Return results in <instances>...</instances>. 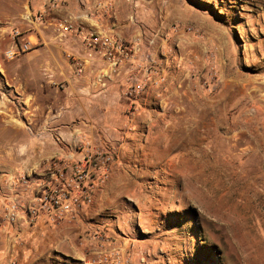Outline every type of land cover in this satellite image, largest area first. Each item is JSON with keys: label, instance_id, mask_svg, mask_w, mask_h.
<instances>
[{"label": "crops", "instance_id": "0c3cea01", "mask_svg": "<svg viewBox=\"0 0 264 264\" xmlns=\"http://www.w3.org/2000/svg\"><path fill=\"white\" fill-rule=\"evenodd\" d=\"M61 1L63 6L51 16L54 24L69 20L127 42L140 39L145 29L158 31L153 51L167 60V83L143 93L137 100L139 111L127 114L126 67L113 70L80 37L60 36L54 27L53 42L45 41L37 54L13 65L23 69L20 74L6 69V91L0 81V136H5L0 140L5 148L0 149V219L14 189L12 177H43L53 163L80 159L87 147L105 139L114 140L119 156L110 181L97 188L94 203L76 220L22 225L17 238L0 232L2 257L7 259L11 250L17 264H96L85 251L97 245L87 232L109 223L121 228L125 215L114 214L113 198L123 190L124 179L143 177L148 162L155 177L165 162L169 174L180 170L183 178L212 180L219 200L227 201L229 195L240 225H252L264 242V11L258 19L253 12L226 5L219 8L221 15L213 14L193 0ZM247 1L264 7V0ZM107 3L110 10L103 7ZM189 27L199 30V36ZM65 51L85 62L83 74ZM142 54L137 52V60ZM210 54L217 80L208 88L200 83L195 88L191 65L198 79H206ZM101 74L103 82L97 80ZM168 98L176 113L159 109ZM153 190L152 195L158 194ZM149 217L151 229L140 223L143 232L160 226L154 213ZM112 236L125 253L137 243L155 249L158 238L141 239L134 229L127 238L115 231Z\"/></svg>", "mask_w": 264, "mask_h": 264}, {"label": "rangeland", "instance_id": "374dc122", "mask_svg": "<svg viewBox=\"0 0 264 264\" xmlns=\"http://www.w3.org/2000/svg\"><path fill=\"white\" fill-rule=\"evenodd\" d=\"M50 1L0 0V81L3 90L6 91V86H9L5 81L6 69L13 71L15 75L20 74L23 69L13 67L14 64L26 60L29 55L37 54V50H42L46 44L45 41L50 43L55 40L53 26L46 28L27 19L29 11L35 12ZM193 2L218 15H221L219 8L225 5L242 13L253 12L258 19L262 17L264 11V7H252V2L247 0H193ZM30 29L32 33L40 36L42 45L17 58L6 59L4 52L12 44L13 34L19 31L25 36ZM194 32L199 36V30L194 28ZM210 59L207 60V77L204 80L198 79L196 67L191 65L190 79L198 81L194 84L195 88L200 85L208 88L210 82L217 80V67L216 78H211ZM1 94L0 92V96ZM159 109L168 114L177 112L172 110L169 98L164 99ZM0 140L5 141V136H0ZM108 141L114 143L111 139H105L104 143ZM116 148L114 168L119 156V147ZM0 149L5 148L0 147ZM161 154L160 158H164L165 150ZM161 164L163 169L157 177L152 173V165L148 162L141 179H124L123 190L113 198L115 199L114 214L125 215L121 228L117 226L118 223H109L103 229L87 232L91 237L94 234L102 236L98 239L96 248L88 247L85 250L91 254L92 262L98 264L105 254L113 252L114 256L120 257V264H264L262 237L252 225L247 226L245 223L240 225L236 219V210L230 206L229 195L227 201L219 200L220 196L213 192L212 180H199L197 177L183 178L180 170L169 174L165 162ZM111 177L112 173L108 181ZM135 187L137 193L133 191ZM152 188L158 194L152 195L150 192ZM169 189L176 191V194L172 196ZM152 213L158 219L160 226H155L153 232H143L140 223L144 224L145 229L150 230L148 224L153 220L149 215ZM110 219L116 220V216H110ZM133 229L141 239H149L152 235L158 237L155 242L157 244L154 245L155 249L152 246H139L137 243L135 246L131 245L130 250L125 253L122 246L115 245L113 231L127 238L128 232L132 233ZM108 257L110 258L111 255Z\"/></svg>", "mask_w": 264, "mask_h": 264}, {"label": "built area", "instance_id": "2783aa9c", "mask_svg": "<svg viewBox=\"0 0 264 264\" xmlns=\"http://www.w3.org/2000/svg\"><path fill=\"white\" fill-rule=\"evenodd\" d=\"M63 4L61 0H51L35 12L29 11L27 19L46 28L53 26L60 36L70 34L80 37L82 44L87 49L102 54L113 70L125 66L128 87L124 91V97L129 103L127 114L139 111L138 98L150 88L165 86L167 83V60L155 55L153 51L157 45L158 31L145 29L140 39L127 42L111 32L88 31L81 24H73L69 20L54 24L51 16ZM103 7L110 10L112 4L107 3ZM187 31L194 32V28L189 27ZM41 42L40 36L32 33L31 29L25 36L17 31L13 34L12 44L5 50L4 57L9 60L17 58L36 50L42 45ZM137 52H143L141 60L135 57ZM64 56L73 64L78 74L84 73L85 62L80 56L69 51H65ZM213 57L211 55L209 60V72L214 79L217 71ZM104 76L105 74L99 75L97 80L103 82ZM86 145L90 146L89 143ZM116 147V144L109 141L99 146L87 147L80 159L57 161L43 177L26 174L12 177L14 189L4 205L0 232L17 238L16 231L22 225L33 226L39 222L60 224L66 220H76L83 209L94 203L97 188L109 180L114 168ZM101 237L100 234L88 236L93 246L98 244ZM120 261L118 255L108 252L98 264H120ZM0 264H17L11 250L7 259L0 254Z\"/></svg>", "mask_w": 264, "mask_h": 264}]
</instances>
